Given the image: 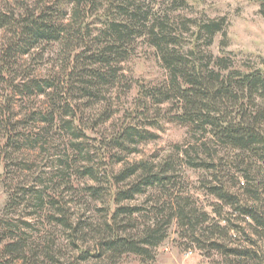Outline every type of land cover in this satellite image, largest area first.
Returning a JSON list of instances; mask_svg holds the SVG:
<instances>
[{
	"label": "trees",
	"instance_id": "obj_1",
	"mask_svg": "<svg viewBox=\"0 0 264 264\" xmlns=\"http://www.w3.org/2000/svg\"><path fill=\"white\" fill-rule=\"evenodd\" d=\"M246 1L264 18V0ZM188 5L0 0V264H155L173 225L207 264H264V61L243 71L214 56L217 35L228 45L226 19L178 13ZM139 44L163 81L124 73ZM49 46L58 64L44 75L24 68ZM167 123L185 127V141L130 162ZM183 167L204 174L196 190L210 212ZM76 197L100 206L98 222L76 216Z\"/></svg>",
	"mask_w": 264,
	"mask_h": 264
},
{
	"label": "rangeland",
	"instance_id": "obj_2",
	"mask_svg": "<svg viewBox=\"0 0 264 264\" xmlns=\"http://www.w3.org/2000/svg\"><path fill=\"white\" fill-rule=\"evenodd\" d=\"M186 10L178 13L191 18L207 17L210 19L225 18L227 22V47L222 49L220 42L222 36L217 35L210 48L214 56L230 57L234 66L241 70L248 68H259L261 61H264V18L258 13V6L246 0H188ZM2 34L0 33V39ZM57 46H49L43 52V59L40 61L25 60L22 62L24 68L33 70L36 74L44 75L58 64ZM124 73L129 79L143 81L149 84H157L166 78L165 71L154 55L152 49L144 44H139L136 54L123 65ZM0 90V100L2 98ZM137 96V90L134 89L127 96L125 106L133 108L132 101ZM41 99H37V102ZM120 115L116 117V120ZM158 139L154 142L140 145V153L129 158L130 162L156 158L161 159L172 152L175 144H181L187 137L185 127L167 123L163 129L157 132ZM94 136V135H91ZM55 144L64 143L65 139L55 138ZM55 151H51L50 155ZM3 175V164H0V213L4 208L7 195L1 185ZM181 175L187 182L188 189L197 200V206L210 212L208 204L212 202L211 198L204 196L196 190L199 186V180L204 176L202 172L193 171L183 167ZM88 183L86 180L76 184L81 187ZM80 196V195H79ZM88 199V198H87ZM80 197L74 198L73 210L83 220L88 219L91 222H98L100 214L97 213V206L88 199L87 204H83ZM143 199H141L142 201ZM78 217V218H79ZM208 260L193 247H188L187 242L181 236V231L176 225L168 230L167 239L155 250V264H207ZM90 264H94L90 262ZM118 264H142L140 259L133 256H124Z\"/></svg>",
	"mask_w": 264,
	"mask_h": 264
}]
</instances>
